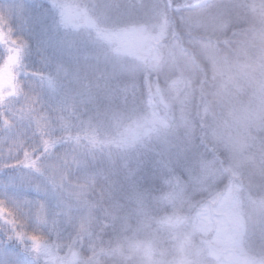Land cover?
Returning <instances> with one entry per match:
<instances>
[{
    "label": "clouds",
    "instance_id": "1",
    "mask_svg": "<svg viewBox=\"0 0 264 264\" xmlns=\"http://www.w3.org/2000/svg\"><path fill=\"white\" fill-rule=\"evenodd\" d=\"M30 3L0 223L41 239L0 230L8 264H264V0Z\"/></svg>",
    "mask_w": 264,
    "mask_h": 264
},
{
    "label": "snow or ice",
    "instance_id": "2",
    "mask_svg": "<svg viewBox=\"0 0 264 264\" xmlns=\"http://www.w3.org/2000/svg\"><path fill=\"white\" fill-rule=\"evenodd\" d=\"M17 10L21 12L22 16L27 17L26 27L30 26L31 20L26 14L23 5L17 6ZM9 17H13L12 8L8 7L0 10V25L6 24ZM6 35L3 27H0V40H4ZM11 45L12 46L7 48L6 61L0 66V99L16 94L19 89V85L15 82L12 68L17 63L18 59L24 55L25 44L16 39H12ZM42 59L46 61V57L42 56ZM8 122L7 119L4 120L5 124ZM44 143L49 148L52 146L48 139H45ZM36 163L37 160L32 156L30 151H25L23 159L15 162V164H23L25 166H35ZM15 164L13 166H15ZM0 230L4 231L6 235L17 242L20 245V248L25 252H31L34 247H38L40 244L41 238L38 235L25 229L18 228L12 221H9L7 225L0 223ZM2 243L3 242L0 241V244ZM0 249H2L3 252V256L0 257V264H8L7 250L3 247H0Z\"/></svg>",
    "mask_w": 264,
    "mask_h": 264
},
{
    "label": "rangeland",
    "instance_id": "3",
    "mask_svg": "<svg viewBox=\"0 0 264 264\" xmlns=\"http://www.w3.org/2000/svg\"><path fill=\"white\" fill-rule=\"evenodd\" d=\"M3 2L13 9V18L16 23V26L26 27L27 17L21 15V12L17 10V6L23 5L25 9L30 8L32 7L30 0H3ZM6 56V49L3 45H0V63L3 62V59ZM15 179V170H8L7 172L0 173V190L4 189L5 187H9V190H11L10 186L14 183ZM28 195L31 196L32 194L28 193ZM2 256L3 252L2 249H0V257Z\"/></svg>",
    "mask_w": 264,
    "mask_h": 264
},
{
    "label": "trees",
    "instance_id": "4",
    "mask_svg": "<svg viewBox=\"0 0 264 264\" xmlns=\"http://www.w3.org/2000/svg\"><path fill=\"white\" fill-rule=\"evenodd\" d=\"M12 170H14V169H12ZM13 251H14V252H18V251H19L18 246H17ZM18 258L21 259V260H25V261H26V258L23 257V256H20V257H18Z\"/></svg>",
    "mask_w": 264,
    "mask_h": 264
}]
</instances>
